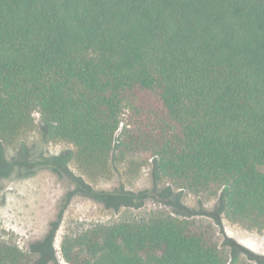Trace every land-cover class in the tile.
<instances>
[{
    "label": "trees",
    "instance_id": "trees-1",
    "mask_svg": "<svg viewBox=\"0 0 264 264\" xmlns=\"http://www.w3.org/2000/svg\"><path fill=\"white\" fill-rule=\"evenodd\" d=\"M38 120L45 141L74 147L39 169L73 160L99 182L112 177L115 151L117 162L150 155L179 189L225 190L226 218L264 231V0H0V160ZM21 148L31 165L37 157ZM41 254L0 241V264L54 258ZM62 255L247 264L229 260L212 227L165 214L66 236Z\"/></svg>",
    "mask_w": 264,
    "mask_h": 264
},
{
    "label": "rangeland",
    "instance_id": "rangeland-1",
    "mask_svg": "<svg viewBox=\"0 0 264 264\" xmlns=\"http://www.w3.org/2000/svg\"><path fill=\"white\" fill-rule=\"evenodd\" d=\"M41 127L38 120L33 133L4 146L0 170L18 163L6 178L0 172L1 242L15 244L37 259L50 248L54 258L47 264H67L62 255L66 236L97 225L165 214L212 227L230 261L238 258L247 264H264V231L248 230L226 218L225 190L214 195L192 194L164 179L150 155L117 162L116 151L109 180L91 181L73 160L65 170L39 169L36 161L74 151L70 144L45 141ZM22 146L37 157L30 159L31 165L23 163ZM41 154L44 158H39Z\"/></svg>",
    "mask_w": 264,
    "mask_h": 264
}]
</instances>
